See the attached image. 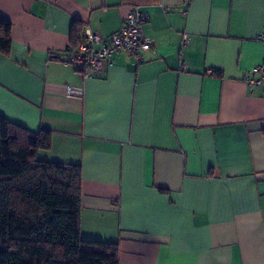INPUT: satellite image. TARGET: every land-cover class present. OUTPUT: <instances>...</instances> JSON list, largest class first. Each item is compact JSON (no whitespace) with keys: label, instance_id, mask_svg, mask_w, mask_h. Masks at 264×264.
Segmentation results:
<instances>
[{"label":"crops","instance_id":"1","mask_svg":"<svg viewBox=\"0 0 264 264\" xmlns=\"http://www.w3.org/2000/svg\"><path fill=\"white\" fill-rule=\"evenodd\" d=\"M131 7L139 58L55 59ZM0 17V116L50 131L38 159L80 165L83 238L119 264H264V93L242 79L264 64V0H0Z\"/></svg>","mask_w":264,"mask_h":264},{"label":"trees","instance_id":"2","mask_svg":"<svg viewBox=\"0 0 264 264\" xmlns=\"http://www.w3.org/2000/svg\"><path fill=\"white\" fill-rule=\"evenodd\" d=\"M11 27L0 17V53ZM50 143L0 116V264H119L116 243L82 237L81 167L38 159Z\"/></svg>","mask_w":264,"mask_h":264},{"label":"built area","instance_id":"3","mask_svg":"<svg viewBox=\"0 0 264 264\" xmlns=\"http://www.w3.org/2000/svg\"><path fill=\"white\" fill-rule=\"evenodd\" d=\"M145 16L138 7H131L122 22L121 27L107 39H103L95 32H88L83 38L71 45L67 55L55 57L84 75L100 74L112 63L113 53L124 50L139 58L141 52L151 48V40L142 32ZM264 39V35L261 36ZM187 43L186 37L182 44ZM99 44H102L99 46ZM243 81L252 89L261 88L264 93V64H257L245 72ZM68 93L73 91L68 89Z\"/></svg>","mask_w":264,"mask_h":264}]
</instances>
